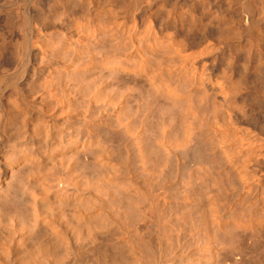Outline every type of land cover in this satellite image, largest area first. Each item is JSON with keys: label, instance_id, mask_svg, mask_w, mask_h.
Returning <instances> with one entry per match:
<instances>
[{"label": "bare ground", "instance_id": "bare-ground-1", "mask_svg": "<svg viewBox=\"0 0 264 264\" xmlns=\"http://www.w3.org/2000/svg\"><path fill=\"white\" fill-rule=\"evenodd\" d=\"M243 233L264 0H0V264H206Z\"/></svg>", "mask_w": 264, "mask_h": 264}, {"label": "rangeland", "instance_id": "rangeland-1", "mask_svg": "<svg viewBox=\"0 0 264 264\" xmlns=\"http://www.w3.org/2000/svg\"><path fill=\"white\" fill-rule=\"evenodd\" d=\"M195 49V48H194ZM198 50V48H196L195 49V51H197ZM219 53V52H218ZM100 74H102V73H100ZM126 79H124L123 78V80H121V81H118V82H114V86H112L114 89H116L115 87H117V89H119L120 88V86H122L119 90H121L122 91V89L124 88V89H128V91L130 92V88H132V85H133V87H134V82H132V81H134V80H132V79H130V78H127V77H125ZM105 79H107V78H105ZM105 81V80H104ZM107 81V80H106ZM105 81V82H106ZM124 81V82H123ZM107 82L109 83V82H111V83H109V87H108V84H107ZM105 84H107V85H105L106 87H108V89L106 88V90H110V89H113L112 87H111V85H113V82L111 81V80H108ZM128 82H130V84L128 85ZM121 83H123V84H121ZM125 84H126V86H125ZM131 85V86H130ZM111 87V88H110ZM127 87V88H126ZM124 89H123V91H124ZM136 91V90H135ZM135 91H132L130 94H129V92H128V94L131 96V99L129 100V99H127V103H128V101H129V107H131V104H134V100L136 99V98H134V97H137L138 95L136 94V92ZM133 92H135V93H133ZM135 96H134V95ZM245 94H246V91H245ZM137 95V96H136ZM137 100V99H136ZM135 100V101H136ZM132 101V102H131ZM131 103V104H130ZM187 234L188 233H186V238H187V241L189 240V241H194V240H192V238H190L189 236V238L187 237ZM185 237V236H184ZM223 237V238H222ZM241 237V238H240ZM250 237V238H249ZM254 237V236H253ZM219 238V239H218ZM217 239L218 240H216V242L214 241V248L212 247V248H208V249H197V250H194V252H193V257H195L194 259L195 260H203V262L204 263H206V264H261V261H262V264H264V257H262L261 255L263 254V252H264V241H259V240H257V239H254V238H252V236L250 235H246V234H237V236L236 237H231V241H230V238H228V237H226V238H224V236H221V238L220 237H218ZM228 238V239H227ZM235 238H237L238 240H241L242 242H238V240H236ZM225 241H224V240ZM233 239H235V240H233ZM181 240H183V239H181ZM180 240V241H181ZM184 240H186L185 238H184ZM246 240V241H245ZM248 240V241H247ZM251 242H250V241ZM230 241V242H229ZM236 241V242H235ZM259 241V242H258ZM224 243V244H222V243ZM247 242V243H246ZM249 242V243H248ZM261 242V243H260ZM181 244H183V243H185L184 241H181L180 242ZM194 243V242H193ZM216 243H217V245H216ZM219 243V244H218ZM235 245H233V244ZM244 243H245V245H244ZM238 246H237V245ZM242 247H241V246ZM244 245V246H243ZM247 245V246H246ZM249 245V246H248ZM227 246V247H226ZM237 246V247H236ZM251 246V247H250ZM215 247H217V249L215 248ZM234 247H236V248H234ZM256 247V248H255ZM260 247V248H259ZM263 249V250H262ZM180 250H181V253H183V251L182 250H184V249H182V248H180ZM192 251L193 250H191V253L190 254H192ZM199 251V252H198ZM203 251H204V253H203ZM207 251V252H206ZM213 253H212V252ZM199 253V254H198ZM206 253V254H205ZM196 254V255H195ZM181 255V254H180ZM198 255V256H197ZM202 257H201V256ZM211 256V257H210ZM204 259H205V261H204ZM211 261H210V260ZM199 260V261H200ZM261 260V261H260ZM209 262V263H208ZM257 262V263H256ZM172 264V263H171Z\"/></svg>", "mask_w": 264, "mask_h": 264}]
</instances>
